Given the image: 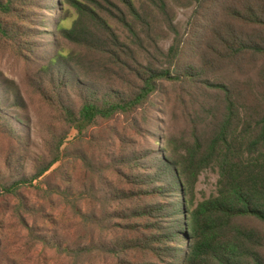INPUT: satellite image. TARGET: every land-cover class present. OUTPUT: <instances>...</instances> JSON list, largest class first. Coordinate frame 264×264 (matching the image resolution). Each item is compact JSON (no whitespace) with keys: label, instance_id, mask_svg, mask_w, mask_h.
<instances>
[{"label":"trees","instance_id":"trees-1","mask_svg":"<svg viewBox=\"0 0 264 264\" xmlns=\"http://www.w3.org/2000/svg\"><path fill=\"white\" fill-rule=\"evenodd\" d=\"M33 1L0 0V38L35 58L27 31L1 21L23 20ZM189 2L212 5L207 11L214 15L195 12L184 39L169 0L61 1L76 19L69 28L57 23V37L76 51L57 47L36 83L58 121L77 136L117 120L150 136L159 114L178 112L190 137L142 156L108 155L109 138L101 157L74 156L80 179L71 183L65 172L61 185H51L45 181L52 168L67 157V133L45 141L26 175L27 135L18 131L20 119L2 109L8 101L2 90L0 137L10 147L0 162L10 178L0 169V264H264V0L182 5ZM199 18L203 25H196ZM158 25L175 35L167 52L158 45ZM208 169L217 172L215 195L196 202L198 178ZM65 184L79 187L80 196L61 189ZM30 189L49 211L25 200ZM12 222L27 232L15 242L8 236ZM38 247L43 252L33 256Z\"/></svg>","mask_w":264,"mask_h":264},{"label":"rangeland","instance_id":"rangeland-1","mask_svg":"<svg viewBox=\"0 0 264 264\" xmlns=\"http://www.w3.org/2000/svg\"><path fill=\"white\" fill-rule=\"evenodd\" d=\"M62 0H34L32 5L26 10L23 20H17V17L7 18L1 17L3 25L11 28V23L17 22L18 27L27 31L25 38L28 43L35 47L36 56L33 58L26 54L16 52V47L10 45L0 38V97H3L2 90L5 91L8 101L1 104L5 113L18 117L20 123L18 124V131L27 135L28 155L29 158L23 161L22 172L26 175L31 174V157L38 154L39 150H43L45 141L51 136H58L61 133H67L66 147L68 148L67 157L61 163L55 165L51 172L53 174L45 183L51 185L62 184L63 175L68 173L67 178L71 183L80 179L81 172L79 169L73 170V161L76 154L89 153L101 157L105 150V145L108 139H111V146L107 147L108 155H119L131 150L138 156L146 155L151 150L155 152L164 149L168 143L173 146L178 145L179 140H187L190 137L189 128L185 124L178 112L166 113L165 111L158 115V123L155 129L151 130L149 135L141 136L129 128H124L121 121L106 123V128L99 126H90L81 136H77V132L65 127L56 114L48 107V105L40 98L36 91L40 73V68L46 63L49 56L53 55L57 50L63 52L76 51L71 45L66 43L63 39L57 37L55 25L60 23L62 27L69 28L72 22L76 19L74 10L67 5L61 3ZM136 6H139V0H133ZM187 0H169L170 7L174 10L175 24L177 26L178 38H188V26L192 21L194 13L198 12L203 16H213L212 11H207L211 8H199L197 2H189L188 5L183 6ZM202 18L196 19V25H203ZM110 26L116 31L120 40L125 43H130L128 32L116 22L109 20ZM156 33L160 35L158 40L159 47L167 52L172 45L175 35L167 33V30L162 26L157 27ZM165 33V35H164ZM186 41V40H185ZM193 45V43H191ZM191 45V46H192ZM190 43L186 41V55H189ZM140 59L144 61L145 55L140 53ZM219 78V77H218ZM225 79L224 74L220 79ZM6 84V85H5ZM15 95L16 101L13 102V97L9 93ZM18 105L16 108H10V105ZM149 131L147 130V133ZM152 135V136H151ZM10 147V143L4 138L0 137V159L3 154L2 150ZM148 166H152V162L147 160L145 162ZM0 162L1 174L6 178H10V174L5 171ZM108 178V174L105 175ZM217 172L214 169H208L201 173L195 187L196 202H201L209 197L215 195ZM44 184V182H42ZM70 183V184H71ZM69 184V185H70ZM69 185H62L61 189H71L73 194L78 197L81 190L78 188H71ZM42 186V185H41ZM25 200L29 201L32 206H39L50 210L49 205L44 200L43 196H35L33 189L23 193ZM1 197V190H0ZM53 206L55 204L52 203ZM54 213V210L51 209ZM12 230L8 232L11 242L19 239L15 235L20 233V238L26 236L25 230L21 227L13 228L17 224L12 222ZM20 241V240H19ZM25 241L22 240L19 245L24 246ZM42 247L33 253V256L43 252ZM46 255L50 256L51 252L47 251Z\"/></svg>","mask_w":264,"mask_h":264}]
</instances>
